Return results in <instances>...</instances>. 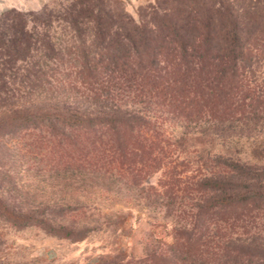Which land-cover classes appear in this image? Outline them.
Listing matches in <instances>:
<instances>
[{"label": "trees", "instance_id": "obj_1", "mask_svg": "<svg viewBox=\"0 0 264 264\" xmlns=\"http://www.w3.org/2000/svg\"><path fill=\"white\" fill-rule=\"evenodd\" d=\"M243 1L181 0L136 22L106 10L104 0H77L62 16V42L12 26L8 43L0 41L1 64L37 67L19 77L22 102L52 103L26 109L23 118L38 119L57 151L93 153L94 163L134 180L162 166L159 184L170 197L176 165L187 166L175 161L174 143L195 135L204 144L190 182L198 200L176 206L184 220H176L164 248L135 264H264V230L256 225L264 214V0ZM44 50L55 68L73 72L40 71Z\"/></svg>", "mask_w": 264, "mask_h": 264}, {"label": "rangeland", "instance_id": "obj_2", "mask_svg": "<svg viewBox=\"0 0 264 264\" xmlns=\"http://www.w3.org/2000/svg\"><path fill=\"white\" fill-rule=\"evenodd\" d=\"M76 1L26 0L21 6L2 7L0 41L6 45L12 28L19 27L39 37L46 34L51 40L62 38V42L67 38L62 28L68 27L62 16L80 6ZM180 1L104 0L102 6L109 11H124L137 22L153 9L160 12L164 7H176ZM244 3L234 0L232 5ZM183 6L197 8V3L185 2ZM20 18L25 19L23 24L17 21ZM44 52L39 56V60H45L40 71L73 72L55 68L53 54ZM4 58L0 54V61ZM7 64L0 63V264H135L136 258L151 249L164 248L171 227L176 220H184L176 206L186 209L198 200L199 193L190 182L198 176L196 161L204 144L195 135L178 141V145L174 143L175 161L184 159L187 166L183 171L176 165L177 188L167 197L159 184L164 179L162 166L134 180L122 168L94 163L93 153L57 151L38 119L23 118L29 114L26 109L48 108L52 103V98L42 97L22 102L24 86L19 77L37 67L24 69L25 63L19 59ZM175 128L167 129L174 133ZM259 131L264 134V125ZM44 136L49 137L40 141ZM205 149L210 147L206 145ZM80 155L85 162L76 159ZM261 190L263 194L264 186ZM259 204L262 209L264 199ZM256 225L264 230V214ZM260 248L264 251V243Z\"/></svg>", "mask_w": 264, "mask_h": 264}, {"label": "crops", "instance_id": "obj_3", "mask_svg": "<svg viewBox=\"0 0 264 264\" xmlns=\"http://www.w3.org/2000/svg\"><path fill=\"white\" fill-rule=\"evenodd\" d=\"M26 0H0V9L7 5H17L21 6L25 3ZM32 3H36L37 0H30Z\"/></svg>", "mask_w": 264, "mask_h": 264}]
</instances>
